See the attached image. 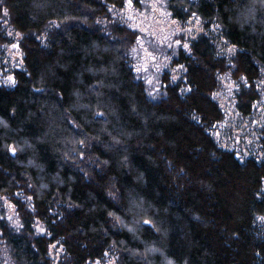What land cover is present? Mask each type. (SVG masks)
Returning <instances> with one entry per match:
<instances>
[{"label":"trees","instance_id":"16d2710c","mask_svg":"<svg viewBox=\"0 0 264 264\" xmlns=\"http://www.w3.org/2000/svg\"><path fill=\"white\" fill-rule=\"evenodd\" d=\"M127 1L0 0V47L5 16L23 60L14 85L0 83V198L21 223L0 217V240L13 264H54L53 244L56 264H264V160L210 133L224 119L220 76L239 85L242 116L261 98L264 0H169L175 20L217 26L236 52L200 35L156 100L129 57L137 33L111 20Z\"/></svg>","mask_w":264,"mask_h":264},{"label":"rangeland","instance_id":"374dc122","mask_svg":"<svg viewBox=\"0 0 264 264\" xmlns=\"http://www.w3.org/2000/svg\"><path fill=\"white\" fill-rule=\"evenodd\" d=\"M137 5L127 1L122 9H110L111 20L126 25L137 33L135 45L129 52L134 73L146 86L151 99H159L163 95V75H168L172 82H179L184 75V67L173 66L172 61L179 51L190 53L191 41L200 35L209 36L218 54L230 59L236 48L229 45L221 37L219 28L212 26L205 30L201 20L192 16L185 23L175 20L168 10L169 0H137ZM2 27L12 43L0 47V83L6 86L14 85L12 72L23 69L22 53L18 46L21 35L11 29L7 18H2ZM103 26L106 22L102 21ZM53 26H57L53 23ZM42 35V39H44ZM220 89L213 94V99L221 108L224 119L210 130L218 145L226 150L235 152L236 157L244 160L255 157L264 160V86L263 81L257 83L261 98L252 107L249 116H242L236 107V92L239 85L229 74L219 77ZM188 90V89H186ZM264 191V186H263ZM30 202V199H26ZM0 217L19 231L21 223L15 206L6 198H0ZM264 227V218L260 219ZM34 230L38 235H46V230L36 221ZM62 248L59 244L50 246V256L54 264L57 263ZM0 257L2 264H13L10 250L4 241L0 240ZM105 264H114L111 255L105 258Z\"/></svg>","mask_w":264,"mask_h":264}]
</instances>
